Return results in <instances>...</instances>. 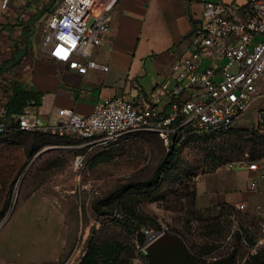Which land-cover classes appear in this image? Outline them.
I'll return each instance as SVG.
<instances>
[{
	"label": "rangeland",
	"instance_id": "rangeland-1",
	"mask_svg": "<svg viewBox=\"0 0 264 264\" xmlns=\"http://www.w3.org/2000/svg\"><path fill=\"white\" fill-rule=\"evenodd\" d=\"M14 41L11 36L5 39L0 65L11 56ZM259 122L257 111L247 112L234 123V130L217 137L182 132L179 162L162 179L159 190L103 204L102 210L112 214L97 213L93 205L125 182L152 176L168 151L157 134L83 151L68 148L63 141L44 146L33 157L23 145L27 137L18 141L1 136L0 264H79L90 244L115 241L123 245L122 257L129 263L149 264L148 238L163 230L178 235L199 263L234 253V264H264L259 226L264 195L247 193V176L240 167L264 152V139L256 134ZM79 155L85 159L77 169ZM182 192H196V201L180 198ZM244 197L248 201L244 211L234 204H216ZM222 204L232 209L218 220L220 226L211 229L208 226L218 223ZM129 211L144 218L150 228H142L143 244L138 232L128 234L114 219ZM242 231L250 245L258 244L257 253L243 242Z\"/></svg>",
	"mask_w": 264,
	"mask_h": 264
},
{
	"label": "built area",
	"instance_id": "built-area-1",
	"mask_svg": "<svg viewBox=\"0 0 264 264\" xmlns=\"http://www.w3.org/2000/svg\"><path fill=\"white\" fill-rule=\"evenodd\" d=\"M117 1L62 0L46 21L44 52L81 74L108 70L92 54L96 46L107 40ZM0 2L4 10L10 0ZM190 43L191 54L172 63L174 85L167 91L170 112L142 109L129 94H122L97 102L90 115L61 109L52 131L71 138L73 143L68 148L88 150L100 145L119 146L141 132L157 133L168 145L178 129L172 127L177 120L181 122L179 126H192L203 135L232 127L262 95L259 88L264 82V0H247L244 4L206 1ZM0 113L2 133L6 129V108L2 107ZM258 117L264 127V107L258 111ZM13 123L17 129L28 132L43 127L41 117L29 110L14 116ZM84 159L78 156L77 169ZM240 167L253 174L248 189L264 195V154ZM235 206L244 211L246 203ZM259 219L264 234V217ZM165 233L152 232L148 244ZM241 235L248 244L243 232ZM249 247L252 254L257 253L258 244Z\"/></svg>",
	"mask_w": 264,
	"mask_h": 264
},
{
	"label": "crops",
	"instance_id": "crops-1",
	"mask_svg": "<svg viewBox=\"0 0 264 264\" xmlns=\"http://www.w3.org/2000/svg\"><path fill=\"white\" fill-rule=\"evenodd\" d=\"M61 1L10 0L6 9L0 8V49L5 46L6 38L15 39L11 56L0 65V110L13 93L10 88L4 91L7 82L36 91L40 94V103H29L25 110L40 116L41 130L53 134H58L52 129L60 119L61 109L90 115L97 102L122 94H129L142 109L170 112L167 91L174 85L172 63L180 56L191 54L190 38L204 3L244 4L247 0H118L112 11L107 40L96 46L92 54L93 59L109 69L89 70L86 74L49 58L43 50L46 21ZM259 91L262 95L249 112H258L264 107V82ZM11 117L14 116L5 119L11 121ZM242 169L245 171L241 174L247 176V193L257 197L259 194L248 189L253 174ZM239 202L248 205L245 197L216 204ZM218 263L225 264L223 260L209 264Z\"/></svg>",
	"mask_w": 264,
	"mask_h": 264
},
{
	"label": "trees",
	"instance_id": "trees-1",
	"mask_svg": "<svg viewBox=\"0 0 264 264\" xmlns=\"http://www.w3.org/2000/svg\"><path fill=\"white\" fill-rule=\"evenodd\" d=\"M7 88H10L13 90V93L11 97L4 102L2 107L6 108L7 114L3 117V121L6 123V129L4 132L0 133V137L6 135L7 137H13L15 140L23 139L24 137H27L26 141H23V145L26 146L25 149H27V153L30 157H33L36 155L39 150H41L46 145L51 144H57L64 141L67 145H71L73 141L68 135L59 136L58 134H53L50 131L46 130H35L32 132L28 131H21L17 129L15 124L13 123L14 117H11V121L5 119L7 116H16L24 112L26 107L29 105H38L40 103L39 100V93L36 91H29L22 88H19L15 83L5 84L4 91L6 92ZM180 121L177 120L173 123L172 127H178L175 134H172L171 140L168 145L165 144V142L162 140V138L159 136V138L164 142V144L167 147V153L164 155L163 159L159 162L157 168L155 169L154 173L151 177L145 179V180H133L129 182H125L121 185H119L117 188H115L113 191L109 193L105 198L99 200L96 202L93 207L94 210L97 213H106V214H112V211L109 210H102L103 204H116L121 203L126 197H128L131 194H142V195H150L156 191L159 190L160 184L162 182V179L167 175V173L171 170V168L178 164L179 162V156H180V143L182 139L184 138V135L182 132L188 131L189 135L192 136H205V137H217L222 135L223 133L234 130L232 127L219 132V133H213L208 135L199 134L194 131L192 126H179ZM236 130V129H235ZM256 134L258 137H262L264 139V127L261 125L256 128ZM146 133H154V132H141L137 133L134 136H142ZM199 134V135H198ZM133 136V137H134ZM254 140V139H252ZM76 151H83L75 149ZM263 153H258L255 156H251L250 159H255ZM186 191V190H185ZM180 198H192L194 201L197 199V193L192 192H182L180 195ZM231 206L229 204H222V206L219 208V211L217 213L216 219L217 221L220 220V218L224 217V215L227 213L228 209H230ZM232 209V207H231ZM115 221L120 224L123 229L128 234H135L139 233L140 236V243L143 244L145 241V234L142 232V228L150 229L147 226L146 220L139 216L134 211H129V213L123 214L121 217H114ZM216 225V226H215ZM211 224L210 227L213 229V227L220 226V221H218L217 224ZM243 232V231H242ZM245 237L248 239V236L243 232ZM242 237V235H241ZM154 245H149L148 250L150 253L155 251L159 248H183L192 264H201L197 262L195 257L190 254V252L186 249L184 241L178 236V235H171L165 233L163 236L160 237ZM252 241L250 240V243L248 242V245ZM123 245L120 242H104L102 244H90L88 251L82 258L79 264H131L128 262L127 259L122 257L123 254ZM234 257L235 254L231 253L228 256L220 259L223 260L225 264H234ZM219 260V261H220Z\"/></svg>",
	"mask_w": 264,
	"mask_h": 264
},
{
	"label": "water",
	"instance_id": "water-1",
	"mask_svg": "<svg viewBox=\"0 0 264 264\" xmlns=\"http://www.w3.org/2000/svg\"><path fill=\"white\" fill-rule=\"evenodd\" d=\"M149 264H192V263L187 252L183 248L164 247L151 253ZM218 264H223V263H218Z\"/></svg>",
	"mask_w": 264,
	"mask_h": 264
}]
</instances>
